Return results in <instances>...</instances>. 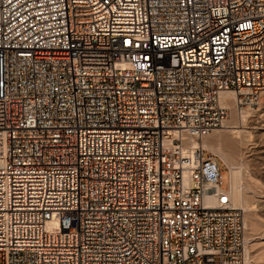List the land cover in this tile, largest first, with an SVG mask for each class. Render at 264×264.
Instances as JSON below:
<instances>
[{
    "label": "built area",
    "instance_id": "1",
    "mask_svg": "<svg viewBox=\"0 0 264 264\" xmlns=\"http://www.w3.org/2000/svg\"><path fill=\"white\" fill-rule=\"evenodd\" d=\"M223 91L264 116V0H0V264H245Z\"/></svg>",
    "mask_w": 264,
    "mask_h": 264
},
{
    "label": "rangeland",
    "instance_id": "2",
    "mask_svg": "<svg viewBox=\"0 0 264 264\" xmlns=\"http://www.w3.org/2000/svg\"><path fill=\"white\" fill-rule=\"evenodd\" d=\"M247 120L244 125L252 132V137L240 147L233 144H224L236 155H241L240 163L244 164V177L247 183L248 209L245 212L248 227L246 241L249 242L251 260L253 264H264V116L262 113L252 114L247 110ZM231 117L227 120L229 122ZM226 122L225 124H227ZM224 124V125H225ZM224 127H219L203 140H216L219 133H227ZM202 140V141H203ZM234 147V148H233ZM233 148V149H232ZM208 151V150H207ZM212 154L211 151H208ZM214 154V153H213ZM216 155V154H215ZM207 156V153L204 154ZM225 168L224 182H228V169Z\"/></svg>",
    "mask_w": 264,
    "mask_h": 264
},
{
    "label": "bare ground",
    "instance_id": "3",
    "mask_svg": "<svg viewBox=\"0 0 264 264\" xmlns=\"http://www.w3.org/2000/svg\"><path fill=\"white\" fill-rule=\"evenodd\" d=\"M232 98H235V94L231 91H223L221 93V103L225 106L231 108L233 113L232 119L226 122L227 124L223 125L228 131L227 133H219L217 135L216 140L207 139L203 140L206 136L202 138L199 142L197 140H193L191 142V146L193 147H201L205 150L211 151L212 154H216L223 163L227 166L228 169V182H229V195L231 196L232 203L242 208L243 210H247L248 208V200H247V183H245L244 177V164L240 163L239 160L242 159L241 155H236L238 153H233V151L228 150L226 148V144H233L237 147H240L242 144L247 142V139L252 137V132L246 129L244 125L247 120V110L237 109L232 101ZM225 122V123H226ZM211 134V133H210ZM226 146H225V145ZM246 144V143H245ZM234 148V147H233ZM232 148V149H233ZM225 175V171H224ZM247 216V215H246ZM245 216V218H246ZM247 219V218H246ZM245 219V264H253L251 250L249 246V242L246 241V229L248 227L247 220Z\"/></svg>",
    "mask_w": 264,
    "mask_h": 264
}]
</instances>
